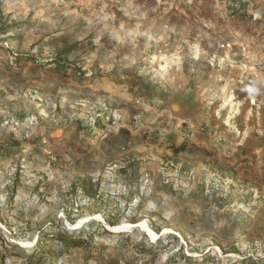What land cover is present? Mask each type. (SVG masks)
<instances>
[{"label": "rangeland", "instance_id": "1", "mask_svg": "<svg viewBox=\"0 0 264 264\" xmlns=\"http://www.w3.org/2000/svg\"><path fill=\"white\" fill-rule=\"evenodd\" d=\"M0 264H264V0H0Z\"/></svg>", "mask_w": 264, "mask_h": 264}, {"label": "bare ground", "instance_id": "2", "mask_svg": "<svg viewBox=\"0 0 264 264\" xmlns=\"http://www.w3.org/2000/svg\"><path fill=\"white\" fill-rule=\"evenodd\" d=\"M82 225V222L78 223L77 226H81ZM137 227H141L142 229H144L147 233V236L148 238L151 240V241H155L157 240L159 234L153 232L152 230H150L144 223H138L136 224ZM105 226L107 229L109 230H112V231H116V230H127V228H130V224H125V225H116V226H112V225H109L107 223H105ZM134 226V225H133ZM167 232V229H164L163 230V233H166Z\"/></svg>", "mask_w": 264, "mask_h": 264}, {"label": "trees", "instance_id": "3", "mask_svg": "<svg viewBox=\"0 0 264 264\" xmlns=\"http://www.w3.org/2000/svg\"><path fill=\"white\" fill-rule=\"evenodd\" d=\"M110 225V224H109ZM112 226H114V224H111Z\"/></svg>", "mask_w": 264, "mask_h": 264}]
</instances>
